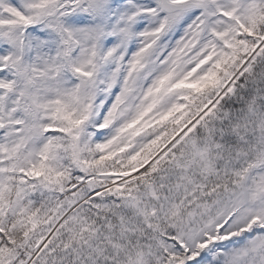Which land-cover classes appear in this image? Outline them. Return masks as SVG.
Masks as SVG:
<instances>
[{"label": "snow or ice", "instance_id": "6c2138e0", "mask_svg": "<svg viewBox=\"0 0 264 264\" xmlns=\"http://www.w3.org/2000/svg\"><path fill=\"white\" fill-rule=\"evenodd\" d=\"M0 264H264V0H0Z\"/></svg>", "mask_w": 264, "mask_h": 264}]
</instances>
